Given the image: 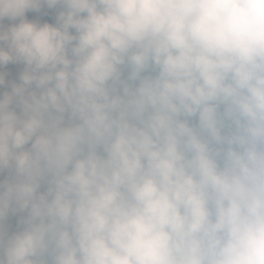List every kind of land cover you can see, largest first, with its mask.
Returning a JSON list of instances; mask_svg holds the SVG:
<instances>
[{
  "label": "clouds",
  "instance_id": "clouds-1",
  "mask_svg": "<svg viewBox=\"0 0 264 264\" xmlns=\"http://www.w3.org/2000/svg\"><path fill=\"white\" fill-rule=\"evenodd\" d=\"M0 264H264V0H0Z\"/></svg>",
  "mask_w": 264,
  "mask_h": 264
},
{
  "label": "trees",
  "instance_id": "trees-1",
  "mask_svg": "<svg viewBox=\"0 0 264 264\" xmlns=\"http://www.w3.org/2000/svg\"><path fill=\"white\" fill-rule=\"evenodd\" d=\"M6 23H8V21L6 20ZM15 221L13 220V223H14Z\"/></svg>",
  "mask_w": 264,
  "mask_h": 264
}]
</instances>
